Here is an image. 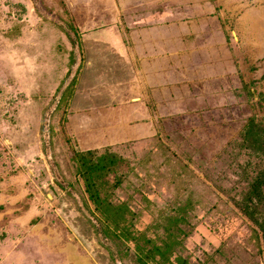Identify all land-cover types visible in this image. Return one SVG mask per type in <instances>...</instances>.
Masks as SVG:
<instances>
[{"label":"rangeland","instance_id":"374dc122","mask_svg":"<svg viewBox=\"0 0 264 264\" xmlns=\"http://www.w3.org/2000/svg\"><path fill=\"white\" fill-rule=\"evenodd\" d=\"M252 120L264 0H0V264H160L146 240L183 201L190 236L169 259L264 264ZM105 149L125 183L93 204L80 163Z\"/></svg>","mask_w":264,"mask_h":264},{"label":"trees","instance_id":"16d2710c","mask_svg":"<svg viewBox=\"0 0 264 264\" xmlns=\"http://www.w3.org/2000/svg\"><path fill=\"white\" fill-rule=\"evenodd\" d=\"M67 33L68 34H66V36H68V38L71 40L72 45L74 47L78 45V47L81 49V38L79 34H77L78 32H74V30H70L68 28ZM124 33H125V30H124ZM72 34L75 35V40L72 39L71 37ZM125 38L126 37L124 35L125 44L128 46L127 40ZM246 135H247L246 141L248 144L247 147L252 148L255 151L264 153V128L263 126L261 124L255 126L254 120L249 121V126L247 128ZM96 157L98 158L97 163L94 162L92 166H89L86 163L81 162L80 163L81 167L80 166L79 167H80V170L81 168L85 170L84 171L85 174L83 175L84 182L87 183L88 185L93 183L95 184L94 187L97 188L94 191L91 190V188L88 189V193L91 194V201L93 202V204H106L108 202V200L106 201V199L109 197H112L113 190L116 188H121L123 184L125 183V181H123L124 179H120L119 177L121 175L120 170L115 167L116 161L119 160V158L117 157V154L113 155L110 149H105L103 151L97 152ZM257 182L258 184L256 185V187L254 186L253 193H256L261 186H264V173L259 175V177L257 178ZM259 194L262 197L261 192ZM104 196H106V198H104ZM252 199L253 198L247 199L245 204H255V200H252ZM188 202H191V201H185V202L183 201L181 202V204L175 203L174 207H170L172 208V210L166 209V212L168 211L169 213H171V215L169 214L166 215L164 213L165 219L162 218V222H166L167 224L164 229L165 233L160 238L162 241L161 244L157 243L159 240V237H154V235L153 237L155 238V240H150V239L146 240L147 243L148 242L153 243L151 247V252L159 249L158 252L162 254V257H164V259H162L160 264H190V261L188 258H185V260L177 259V257L176 259H173V260L169 259V254L172 251H174V249H176L177 247L182 246V251H183V248L185 249L184 242L190 236L188 234V231H189V228L191 227V225L189 224H190L191 214L194 211V205ZM146 204H152V202L150 200H146ZM123 206L124 205H122V207ZM118 212H121V211L118 210ZM246 213L252 216V213L250 212H246ZM185 225L187 229H185ZM116 230L119 233H121L123 229L116 228ZM142 231L144 232L146 231V229L136 228L134 231L124 230L122 233L127 241L136 245L137 248L139 247V250L145 251V250H148L147 248L148 246H147V243L146 244L141 243V236L144 237V235L141 234ZM254 236L256 237V240L257 239L259 240L256 234H254ZM262 249H264L263 246H262ZM149 262L153 264H159L158 259H155V258H153Z\"/></svg>","mask_w":264,"mask_h":264}]
</instances>
